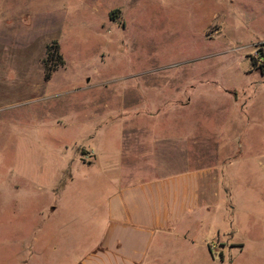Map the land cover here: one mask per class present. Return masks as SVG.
<instances>
[{
    "label": "rangeland",
    "instance_id": "rangeland-1",
    "mask_svg": "<svg viewBox=\"0 0 264 264\" xmlns=\"http://www.w3.org/2000/svg\"><path fill=\"white\" fill-rule=\"evenodd\" d=\"M260 48L264 0H0V264H75L121 185L190 170L154 264H264Z\"/></svg>",
    "mask_w": 264,
    "mask_h": 264
},
{
    "label": "crops",
    "instance_id": "crops-1",
    "mask_svg": "<svg viewBox=\"0 0 264 264\" xmlns=\"http://www.w3.org/2000/svg\"><path fill=\"white\" fill-rule=\"evenodd\" d=\"M204 178L202 170H190L121 185L106 200V222L96 245L75 264L162 259L167 240L182 237L180 228L199 218Z\"/></svg>",
    "mask_w": 264,
    "mask_h": 264
},
{
    "label": "trees",
    "instance_id": "trees-1",
    "mask_svg": "<svg viewBox=\"0 0 264 264\" xmlns=\"http://www.w3.org/2000/svg\"><path fill=\"white\" fill-rule=\"evenodd\" d=\"M111 18H113L112 15H111ZM259 52H260V56L264 55L263 48H260ZM47 58H48L49 62H51V63H52L53 60H55V61H57V60L60 61L61 60L60 55L56 52V45H53V49L48 50ZM254 64H255V62H254ZM54 65H56V64L54 63ZM262 67H263V65H262ZM262 71H263V69H262ZM45 76H48V74L45 75Z\"/></svg>",
    "mask_w": 264,
    "mask_h": 264
}]
</instances>
